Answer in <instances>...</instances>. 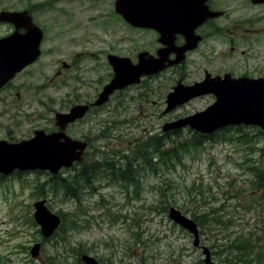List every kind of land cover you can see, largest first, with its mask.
Returning <instances> with one entry per match:
<instances>
[{
    "label": "rangeland",
    "instance_id": "rangeland-1",
    "mask_svg": "<svg viewBox=\"0 0 264 264\" xmlns=\"http://www.w3.org/2000/svg\"><path fill=\"white\" fill-rule=\"evenodd\" d=\"M114 1L24 0V7L38 4L43 53L9 87L22 85L20 111L3 107L0 101V140L8 135L11 141L29 139L34 131L53 127L55 113L93 101L111 75L107 55L135 62L138 52L158 46L155 33L125 26L114 12ZM247 1L216 0L215 7L226 8L230 19L259 29L246 37L260 57L264 20L258 22L256 16L264 14V8L249 7ZM258 34L260 41H254ZM207 43L205 50L212 51L218 39ZM203 58L202 53L189 56L184 83L202 77L207 65ZM262 58L255 59L252 67L263 65ZM178 77L169 69L158 78L146 79L70 126L69 136L88 141L90 157H84V165L56 175L47 171L0 175V264H49L50 257L56 264H79L82 255L99 264H204L191 235L169 219V208L199 222L200 245L213 264H264V188L254 184L257 171H264V137L255 127L232 125L237 127L225 128V138L217 135L199 144L195 132L177 131L163 140L161 150L178 147L179 141L184 147L178 152L181 158L164 162L147 154L154 169L135 174L126 170L131 184L123 183L119 172L114 181L77 176L81 172L113 177L115 167L127 160L135 167L141 163L136 156L145 137L164 135L161 128L166 122L212 103L202 96L166 114L159 105ZM69 175L77 176L83 186L65 187ZM49 177L53 178L47 183ZM40 202L60 219L59 229L47 237L34 223L35 204ZM38 242L36 258L31 252ZM236 252L242 256H235Z\"/></svg>",
    "mask_w": 264,
    "mask_h": 264
},
{
    "label": "water",
    "instance_id": "water-1",
    "mask_svg": "<svg viewBox=\"0 0 264 264\" xmlns=\"http://www.w3.org/2000/svg\"><path fill=\"white\" fill-rule=\"evenodd\" d=\"M252 1L253 3L264 2V0ZM204 2L205 0H116L115 9L118 13L121 12L120 14L127 22L132 25L138 24L136 26L141 25V27H153L156 29L161 35L159 42L163 44L165 48L157 51V58H153L147 53L140 54L136 65H132L128 59L109 56L108 61L113 68L114 76L111 82L104 86L99 93L94 105L100 106L104 104L116 89H122L130 84L138 83L140 76L155 74L168 65L171 66L174 63L180 62L183 59L182 55L185 50L194 47V28L206 18L216 16L208 12ZM26 19L30 22L29 18ZM25 29L28 31V34L30 33L32 36L19 40L20 45L18 44V48L20 51L15 55L14 59L7 60L3 58V62L0 60L1 65H6V69L0 70V79L11 78L16 71L24 68L38 56V45L42 34L36 27L30 25L27 26L25 24ZM177 33L186 37V42L189 43L187 46L180 48L174 46V35ZM171 52L176 54V59L172 62L168 60V56ZM8 64H16L17 67L9 73L10 70L7 68ZM243 82L242 80H237L235 84H230L226 81L208 80L201 85L198 84L192 88L186 89V91L197 90L196 95L213 93L216 97V101L204 111L194 116L187 117L184 121H177L165 125L163 130L167 131L168 129L179 128L185 124L194 127L192 122H195V119L196 121L201 119L199 117L205 116L207 119L204 121L209 125H214L213 129L215 127L219 128L221 125L224 126L228 123L235 122L228 119L229 117L232 118V112H241L249 109L253 113H251L252 116L249 118L250 121L246 122L261 125L264 129V98L258 94L259 91L257 88L259 86L258 84L244 86L242 85ZM183 90L181 86H177L174 88V92L167 96L168 109L182 102L181 98L184 97ZM253 97V103L250 104V106L247 105L245 101H250ZM87 110L88 106L76 105L71 108L68 114H56L55 125L60 129L56 133L45 134L43 131H35L32 139L22 141L18 144H7L6 142L0 141V173L6 175L18 169L21 171L48 170L56 174L61 167H69L74 161H81L85 144L72 141L63 131L69 123L82 118ZM223 115L226 116L227 121L218 123L220 116ZM41 204L43 203L40 202L35 204V209H37L35 219L42 226V234L47 237L57 227L59 219L40 207ZM169 218L192 234L194 237L193 245L195 247L198 246V231L192 220L182 216L180 212L174 208L169 210ZM38 250L39 245H35L31 255L37 257ZM203 255L205 257V264H213L210 261V255L206 248H203ZM82 260L85 264H97L92 258L87 256L82 257Z\"/></svg>",
    "mask_w": 264,
    "mask_h": 264
},
{
    "label": "flooded vegetation",
    "instance_id": "flooded-vegetation-1",
    "mask_svg": "<svg viewBox=\"0 0 264 264\" xmlns=\"http://www.w3.org/2000/svg\"><path fill=\"white\" fill-rule=\"evenodd\" d=\"M249 7H263L264 3H255L252 4L251 0H248ZM216 0H207L206 5L208 6L209 10L212 12H220V16L215 18H209L203 24L195 29V32L200 36V40L198 41L196 47L185 53V59L178 65L171 67V70L174 69L177 73L178 83L182 84L183 86H190L196 83H199L203 80L204 77L209 76V78H216L220 77L221 79L225 76L229 77L230 79H238L244 81L242 85L244 86H253L258 84L257 90L259 91V96L264 98V64L258 67H252V63L255 64V59H260L264 57V52H261L258 57L256 55L257 50L253 51V48L250 47V39H248L247 35H252L253 33H257L259 29H253V25H245L243 23H239L237 19H230L228 16V10L226 8H218L215 7ZM38 4L28 5L24 7V0H0V14L2 13H10V14H17L12 18L13 22H7L0 19V40L7 39L5 44L2 46L0 45V60L3 58L7 60H12L15 58V55L18 54L20 49L18 48L19 40L23 38H29L32 35L27 34L25 29L23 28L27 22L26 18H29L33 25L39 27V21L37 18L38 13ZM257 21L260 22L264 20V14L257 15ZM220 19L224 20V23L216 24V21ZM238 30V31H237ZM255 36V35H254ZM264 36V34H263ZM211 39H218V43L214 45L212 51L207 52L205 47L208 46V41ZM260 41L259 34L258 37H253L254 41ZM176 45L184 46V38L182 36L176 37ZM20 45V44H19ZM236 45H240L237 48ZM242 46V48H241ZM21 47V46H20ZM160 48L158 44L152 51L149 53L152 55L156 54V51ZM253 51V53H252ZM193 53L204 55L205 63L212 69H210L207 65L202 69V78L193 81L190 84H186L183 82L186 71H187V60L189 56ZM258 54V53H257ZM137 54L135 55V57ZM252 56V57H249ZM174 54L169 56V59H173ZM264 60V58H262ZM37 60L27 66L24 70L20 73H16L13 78L8 81L6 84L1 86L0 92L9 88L13 83L14 80L18 78L19 75L23 74L24 71L30 69L37 63ZM17 66L16 64L9 65L7 68L10 71H13ZM1 69H6V65L3 66ZM213 73V74H212ZM207 75V76H206ZM154 76L147 77V80H152ZM182 80V82H181ZM142 82V81H141ZM141 85L143 83H140ZM230 84H234L230 82ZM22 85H18L17 87H11L8 89V92L5 95L0 94V101L4 102L5 104L3 107L10 108V109H17L16 111H20L21 106V95L18 90H21ZM166 94L164 95L165 98ZM211 100H214V96L212 94L209 95ZM163 98L162 103H160L159 107L164 105L165 99ZM94 100V99H93ZM94 101L87 102V105L92 104ZM83 104V103H82ZM96 108L95 106L92 109ZM248 127L257 129V132L260 136L264 137V130L259 129L260 127L254 125H248ZM56 132L57 129L51 127L47 132ZM7 135V134H6ZM5 140L9 142H18V140L11 141V137L8 135L5 137Z\"/></svg>",
    "mask_w": 264,
    "mask_h": 264
},
{
    "label": "trees",
    "instance_id": "trees-1",
    "mask_svg": "<svg viewBox=\"0 0 264 264\" xmlns=\"http://www.w3.org/2000/svg\"><path fill=\"white\" fill-rule=\"evenodd\" d=\"M168 138V135L167 134H164L160 137H150L148 138V140H146L147 142H145V145L144 147H142L140 149V152L138 150V155L136 156L137 159L136 160H140L141 163H137L136 162V168L134 169V174L136 172H138L140 169H154V164L155 163H152L151 162V157H148L147 154L149 153H152L153 156H155L154 158H156L155 160L158 161L159 159L161 161H164L167 160V161H176V160H179L181 157L178 155V152L181 151V150H184V147L183 145L178 141L176 143L177 144H180L178 147H171L170 149H166V150H161L162 146H163V140L166 141V139ZM160 140V142H159ZM185 144H187L185 142ZM193 147H197L196 145H193ZM135 162V161H134ZM116 170H119L121 171V169L117 168ZM123 173V172H122ZM263 173L264 175V171H262L261 169H259L257 171V173L255 174V177H254V184L257 183V188H264V178L263 176L260 177V175ZM100 173H95L94 175L92 174H87L84 176V174H82L81 172H79L77 174V176H83L85 179H90V178H97V176L99 175ZM77 176H74V175H69L66 181V183H63V185L65 187H69V188H74V189H77V188H81V186H83V183L79 180L77 181ZM53 177H49V179L47 180V183H50V181L52 180ZM122 181L124 180L126 182V184H131L130 183V178L127 177L126 179H124V177L122 176L121 177ZM47 183L44 184V186L46 185L47 186ZM262 185V186H261ZM264 190V189H263ZM194 219V218H193ZM198 219H201V217H198ZM196 223H199L197 221H195ZM201 224V222H200ZM233 253V252H232ZM235 256H242L239 252H236V254H234ZM49 262V264H56L54 262V258L53 257H50L49 260L47 261V263ZM62 264V263H60Z\"/></svg>",
    "mask_w": 264,
    "mask_h": 264
}]
</instances>
